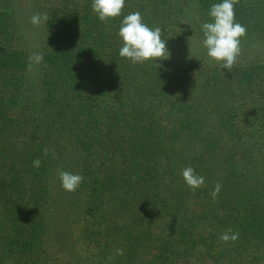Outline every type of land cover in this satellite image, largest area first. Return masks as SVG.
I'll return each instance as SVG.
<instances>
[{
    "label": "trees",
    "instance_id": "1",
    "mask_svg": "<svg viewBox=\"0 0 264 264\" xmlns=\"http://www.w3.org/2000/svg\"><path fill=\"white\" fill-rule=\"evenodd\" d=\"M29 8L37 51L0 43V264H264V0Z\"/></svg>",
    "mask_w": 264,
    "mask_h": 264
},
{
    "label": "rangeland",
    "instance_id": "2",
    "mask_svg": "<svg viewBox=\"0 0 264 264\" xmlns=\"http://www.w3.org/2000/svg\"><path fill=\"white\" fill-rule=\"evenodd\" d=\"M83 1L84 0H34V1L33 0H16V1L13 0L11 5L14 6V10L12 11L14 12L16 10H19L17 13L14 12V15L18 14V17L16 16L17 23L15 26V30L17 31L15 32V39L9 41V38L6 35H2L0 39V43L4 46L20 48L23 50H25V48L26 49L33 48L35 51H37V47H40V44L42 43L41 40L43 38L42 36V32H43L42 25L43 24L41 23V21L35 20L34 17H32L31 19H27V16L29 15V13H31L30 8H29L30 4L36 3L37 5H40V7L48 6V5L63 4V5H66L67 7H72L76 5L77 3L79 4L82 3ZM31 16L33 15L31 14ZM1 27H3V24H0V28ZM8 27H11V24H8L6 27V29L10 31ZM13 43H17V45H12ZM248 53L250 56H252L254 54V51H249ZM186 55L190 56V53L187 52ZM188 59H191V58L189 57ZM158 77L159 76H156L155 78L158 79ZM155 85L156 83L153 84V86ZM153 161L154 160H152V156H151V162ZM261 195H263L262 197L264 198V194L260 191L258 197H260ZM192 258L193 257H190L191 261H192ZM176 264H192V263L191 262L190 263H179L178 262Z\"/></svg>",
    "mask_w": 264,
    "mask_h": 264
}]
</instances>
